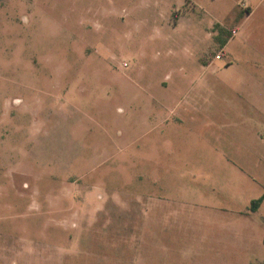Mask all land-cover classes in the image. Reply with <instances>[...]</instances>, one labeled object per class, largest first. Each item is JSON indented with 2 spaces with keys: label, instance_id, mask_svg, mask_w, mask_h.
Segmentation results:
<instances>
[{
  "label": "rangeland",
  "instance_id": "1",
  "mask_svg": "<svg viewBox=\"0 0 264 264\" xmlns=\"http://www.w3.org/2000/svg\"><path fill=\"white\" fill-rule=\"evenodd\" d=\"M176 1L0 0V264H264V19Z\"/></svg>",
  "mask_w": 264,
  "mask_h": 264
},
{
  "label": "crops",
  "instance_id": "2",
  "mask_svg": "<svg viewBox=\"0 0 264 264\" xmlns=\"http://www.w3.org/2000/svg\"><path fill=\"white\" fill-rule=\"evenodd\" d=\"M240 2H243L244 5L239 9ZM230 3L232 5L236 4V7L231 6ZM168 5V10L171 13L174 12L177 17L175 22L172 21L170 19L171 13L169 12L166 18L168 27L172 29L171 33L176 34L182 28L194 26H203L206 29L211 28L212 32H208L207 35L214 39L215 42L223 44L224 50H228L235 43L236 50L232 53H227L228 55H241L236 51L242 49L240 44L246 39V27L254 17H258L259 19L256 21V25L261 23V17L264 19V0H177ZM174 8H179V10L175 11L173 10ZM181 9L185 11L183 14ZM232 23H236L237 27L230 26L231 28H229L228 25H232ZM252 27H255V24ZM233 30L237 31V34L234 36H232ZM227 34L231 35V38L226 41ZM252 35L250 33V37ZM261 56L263 57L264 55ZM206 63L211 65L212 62L206 61ZM149 200L151 201L150 204L152 201L161 204L166 203V199L161 197Z\"/></svg>",
  "mask_w": 264,
  "mask_h": 264
},
{
  "label": "trees",
  "instance_id": "3",
  "mask_svg": "<svg viewBox=\"0 0 264 264\" xmlns=\"http://www.w3.org/2000/svg\"><path fill=\"white\" fill-rule=\"evenodd\" d=\"M229 38H231V35H228V34H227V39H226V41H227ZM226 41H225V42H226ZM224 44H225V43H224ZM221 45L223 46V44H221ZM263 202H264V195L261 196V197L258 198V199H254V200L251 202L250 210H251L252 212H257V211L259 210V208L261 207V205L263 204Z\"/></svg>",
  "mask_w": 264,
  "mask_h": 264
},
{
  "label": "built area",
  "instance_id": "4",
  "mask_svg": "<svg viewBox=\"0 0 264 264\" xmlns=\"http://www.w3.org/2000/svg\"><path fill=\"white\" fill-rule=\"evenodd\" d=\"M236 34H237V31H234V30H233V31H232V36H234V35H236ZM217 58H218V59H223V58H224V55H223L222 53H220V54L217 55Z\"/></svg>",
  "mask_w": 264,
  "mask_h": 264
}]
</instances>
